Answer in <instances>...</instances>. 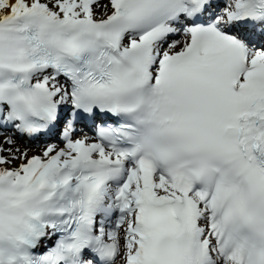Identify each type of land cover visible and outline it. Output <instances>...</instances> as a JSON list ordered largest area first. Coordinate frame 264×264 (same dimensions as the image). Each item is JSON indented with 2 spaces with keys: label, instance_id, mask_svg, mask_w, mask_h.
Masks as SVG:
<instances>
[{
  "label": "snow or ice",
  "instance_id": "obj_1",
  "mask_svg": "<svg viewBox=\"0 0 264 264\" xmlns=\"http://www.w3.org/2000/svg\"><path fill=\"white\" fill-rule=\"evenodd\" d=\"M0 137V264H264V0H0Z\"/></svg>",
  "mask_w": 264,
  "mask_h": 264
},
{
  "label": "bare ground",
  "instance_id": "obj_2",
  "mask_svg": "<svg viewBox=\"0 0 264 264\" xmlns=\"http://www.w3.org/2000/svg\"><path fill=\"white\" fill-rule=\"evenodd\" d=\"M2 140H3V137H0V141H2ZM19 140L20 139H18V146L21 149L29 148L30 149V152H29L30 155H32V153L34 154L35 151H40L42 149V148H37V147H30L29 145L26 144L25 141L21 142L22 143L21 144ZM13 166H15V165H13Z\"/></svg>",
  "mask_w": 264,
  "mask_h": 264
},
{
  "label": "rangeland",
  "instance_id": "obj_3",
  "mask_svg": "<svg viewBox=\"0 0 264 264\" xmlns=\"http://www.w3.org/2000/svg\"><path fill=\"white\" fill-rule=\"evenodd\" d=\"M21 143V142H20ZM22 144V143H21ZM31 147V146H30ZM37 147V146H36ZM38 148V147H37ZM39 151H35V153L34 154H36V153H38ZM33 154V153H32Z\"/></svg>",
  "mask_w": 264,
  "mask_h": 264
}]
</instances>
